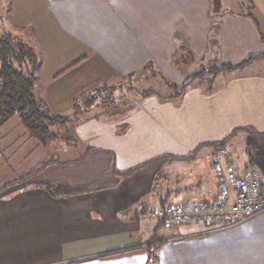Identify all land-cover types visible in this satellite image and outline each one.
I'll list each match as a JSON object with an SVG mask.
<instances>
[{
    "label": "crops",
    "instance_id": "0c3cea01",
    "mask_svg": "<svg viewBox=\"0 0 264 264\" xmlns=\"http://www.w3.org/2000/svg\"><path fill=\"white\" fill-rule=\"evenodd\" d=\"M35 1L42 13H14L13 35L41 62L34 94L49 113L149 69L180 91L194 74L179 72L183 52L211 67L247 62L179 96L144 97L121 119L79 117L71 140L83 154L0 190V264H264V212L225 229L175 225L165 238L152 214L172 192L216 201L215 155L238 178L248 165L264 173V0L234 10L225 0ZM151 239L165 242L150 250Z\"/></svg>",
    "mask_w": 264,
    "mask_h": 264
},
{
    "label": "rangeland",
    "instance_id": "374dc122",
    "mask_svg": "<svg viewBox=\"0 0 264 264\" xmlns=\"http://www.w3.org/2000/svg\"><path fill=\"white\" fill-rule=\"evenodd\" d=\"M225 1L229 2V7H231L232 10L237 9V6H241V0ZM242 2L245 3V0ZM37 9L39 13H42L43 9L41 4L35 0H0V35L3 32L15 34L14 29L17 27H15V23L13 22L14 13L16 17L26 16L27 21H30L32 13L34 15V12ZM41 18L44 19L45 15ZM25 19L26 18L23 17L19 21L23 22ZM23 29H31V27H23ZM182 55L186 58V65L181 64L178 68L179 72L183 76H190L192 73H197L203 70L205 71L211 67V64L198 60H194V62L191 63V59L184 52ZM207 74L208 73L203 72L200 81L199 79L195 80L196 83L204 82L203 84H205ZM165 81V79L161 78L160 74L155 72L153 69H149L144 71L143 74L139 76L121 79V81H118L115 85L99 89L96 88L91 91L90 94H97L98 101L88 112L85 114L83 113L80 116V120L94 116L108 120L121 119L124 118L137 103L142 101V98L144 97L153 96L158 97L159 99H166L174 94L176 95L177 92L175 93L173 89L169 88L171 86ZM166 84H168V86ZM177 89H179V87H177ZM146 93L151 94L147 95ZM103 97H111V101H113V103L110 105V108L102 105L101 99ZM64 116H67L72 120V122L66 126L67 132H65V130L61 127L57 128L59 137L45 145H42L37 139L28 135L27 130L20 124L17 115L12 116L3 126L0 127V186L6 182L13 181L21 175L23 176L27 174L28 171L33 172L38 169L44 161L38 163L37 165L36 162H39L41 156H44L47 153L51 154L52 158H56L59 162L77 158L83 154L84 147H77L72 141L67 140V138L73 135V125L77 120L72 118L73 112L70 114H64ZM69 129L71 131H68ZM239 153L245 154L241 151H239ZM4 157L8 158L6 159ZM204 164L206 165V161H204ZM173 165L175 167L181 165L183 166L184 163L176 162ZM171 170H173V166L170 168V171ZM201 172L205 176L202 178H206L207 170H204L203 166ZM261 173L262 179L264 180V173ZM4 190L5 189L2 191ZM160 192H162L161 186L156 187L155 196L164 197V194H161ZM185 197L188 196H178L172 192L168 201L163 203L164 207H167L169 204L177 205L185 203ZM156 205L158 206L157 208H161L158 200ZM175 228V225L171 224L161 226L160 229L164 230L165 234L160 233L158 238H161L162 236L165 238L172 235L176 230Z\"/></svg>",
    "mask_w": 264,
    "mask_h": 264
},
{
    "label": "trees",
    "instance_id": "16d2710c",
    "mask_svg": "<svg viewBox=\"0 0 264 264\" xmlns=\"http://www.w3.org/2000/svg\"><path fill=\"white\" fill-rule=\"evenodd\" d=\"M247 60H250L248 58ZM244 61L237 65L222 64L219 66H212L207 70H203L194 73L190 77L186 78L183 84L180 86V91L177 86L171 85V89L177 92V96L182 94L183 90L189 83L195 79L202 78V73H208L207 78L210 80L221 71H230L238 69L244 65ZM40 60L35 53L34 49L25 43L20 37L13 35L9 32H3L0 35V127L3 126L8 119L17 115L20 124L27 130L30 137L37 139L42 145L56 140L58 136L57 128L61 127L66 131L67 125L72 120L69 117L54 113H49L46 107L38 102L34 94V87L36 82V73L40 67ZM206 78V79H207ZM179 91V92H178ZM147 94V93H146ZM151 94V93H150ZM147 94V95H150ZM98 101L97 94H89L86 97L79 99L73 105V117L75 120L84 113L88 112L93 105ZM102 105L110 108L113 103L111 97H103L101 99ZM68 131H71L70 129ZM72 136V137H71ZM67 138L68 141H72L73 135ZM228 138H225L221 142L212 143L217 149L224 146ZM183 159H187L183 158ZM77 159L73 162H78ZM57 163L55 159H47L44 161L38 169L33 172L28 171L27 174L21 175L13 181L6 182L0 186V190L5 189L13 182H19L23 179L31 176L38 170H41L46 165ZM66 163H60V165H66ZM48 193L56 195L61 192L60 188H56L51 185L45 186ZM165 242V239H151L148 244V248L151 250L153 243L160 245Z\"/></svg>",
    "mask_w": 264,
    "mask_h": 264
},
{
    "label": "built area",
    "instance_id": "2783aa9c",
    "mask_svg": "<svg viewBox=\"0 0 264 264\" xmlns=\"http://www.w3.org/2000/svg\"><path fill=\"white\" fill-rule=\"evenodd\" d=\"M225 152L222 151V155ZM212 170L218 184V198L211 203L188 202L154 210L157 221L166 225L206 224L225 229L264 212L262 173L248 165L238 178L218 155L212 157Z\"/></svg>",
    "mask_w": 264,
    "mask_h": 264
}]
</instances>
